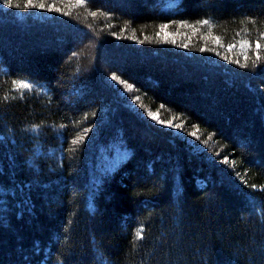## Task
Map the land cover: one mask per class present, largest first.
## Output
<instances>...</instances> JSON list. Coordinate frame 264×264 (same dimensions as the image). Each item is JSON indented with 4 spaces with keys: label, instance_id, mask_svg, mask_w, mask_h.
<instances>
[{
    "label": "trees",
    "instance_id": "obj_1",
    "mask_svg": "<svg viewBox=\"0 0 264 264\" xmlns=\"http://www.w3.org/2000/svg\"><path fill=\"white\" fill-rule=\"evenodd\" d=\"M0 264H264V0H0Z\"/></svg>",
    "mask_w": 264,
    "mask_h": 264
}]
</instances>
